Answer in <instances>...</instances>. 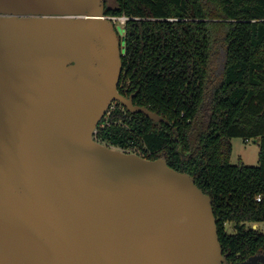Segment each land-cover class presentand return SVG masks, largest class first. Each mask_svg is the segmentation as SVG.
<instances>
[{"label": "water", "instance_id": "1", "mask_svg": "<svg viewBox=\"0 0 264 264\" xmlns=\"http://www.w3.org/2000/svg\"><path fill=\"white\" fill-rule=\"evenodd\" d=\"M114 25L104 0H0V264H230L190 174L92 137L113 101L162 120L118 92Z\"/></svg>", "mask_w": 264, "mask_h": 264}, {"label": "trees", "instance_id": "2", "mask_svg": "<svg viewBox=\"0 0 264 264\" xmlns=\"http://www.w3.org/2000/svg\"><path fill=\"white\" fill-rule=\"evenodd\" d=\"M105 14L127 17L118 92L162 120L118 102L92 137L190 174L230 264L264 254L251 226L264 222V0H114ZM233 137L258 141L256 166L230 163Z\"/></svg>", "mask_w": 264, "mask_h": 264}, {"label": "rangeland", "instance_id": "3", "mask_svg": "<svg viewBox=\"0 0 264 264\" xmlns=\"http://www.w3.org/2000/svg\"><path fill=\"white\" fill-rule=\"evenodd\" d=\"M106 4L111 6L114 4V0H105ZM115 31L120 39L121 44V53H124V29L123 25L119 24L118 20L115 21L114 25ZM208 111L206 108L202 110L199 116V120L197 122V127L200 129L203 124L207 121ZM196 127V128H197ZM199 131V130H198ZM197 133V130L194 131ZM231 147L232 151L230 154L229 161L231 164H244L247 166H256L258 164V141L257 140H247L245 141L241 137H233L231 138ZM226 230L228 232H233V228L231 224H226Z\"/></svg>", "mask_w": 264, "mask_h": 264}, {"label": "built area", "instance_id": "4", "mask_svg": "<svg viewBox=\"0 0 264 264\" xmlns=\"http://www.w3.org/2000/svg\"><path fill=\"white\" fill-rule=\"evenodd\" d=\"M107 17H108L109 19H111V20L114 22V24H115V21L118 20L119 24H121V25H124V23H125V21H126V19H127V17H125V16H119V17H117V16H108V15H107ZM94 133H96V128H95V130L93 131V134H94ZM93 134H92V136H93ZM245 141H247V140H245ZM255 199H256L257 201H259V200H260V197H256ZM251 226H252V228H254V226H255V228H259V229H261V230L264 232V222H262V223H254V224H252Z\"/></svg>", "mask_w": 264, "mask_h": 264}, {"label": "flooded vegetation", "instance_id": "5", "mask_svg": "<svg viewBox=\"0 0 264 264\" xmlns=\"http://www.w3.org/2000/svg\"><path fill=\"white\" fill-rule=\"evenodd\" d=\"M133 96V94L131 93V94H129L128 96ZM128 96H125V97H128ZM116 103H118L117 101H113L112 103H111V105L113 104V105H115ZM132 103H133V101H132Z\"/></svg>", "mask_w": 264, "mask_h": 264}]
</instances>
